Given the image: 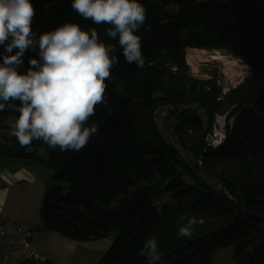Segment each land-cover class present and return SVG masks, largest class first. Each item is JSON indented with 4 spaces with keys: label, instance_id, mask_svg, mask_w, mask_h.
I'll return each mask as SVG.
<instances>
[{
    "label": "trees",
    "instance_id": "trees-1",
    "mask_svg": "<svg viewBox=\"0 0 264 264\" xmlns=\"http://www.w3.org/2000/svg\"><path fill=\"white\" fill-rule=\"evenodd\" d=\"M32 2L34 31L66 21L95 27L119 57L106 81L112 116L96 107L89 123H98L99 135L81 151L51 149L42 141L21 147L11 133L0 141V158L48 164L56 180L68 182L45 188L39 211L45 228L79 242L113 236L98 264H212L215 253L228 247L234 264H264V19L254 21L263 9L258 1L140 0L147 13L137 32L142 68L126 63L118 40L105 34L108 26L79 16L72 0ZM188 49L229 53L251 72L224 93L216 73L189 77ZM33 56L26 51L21 70ZM162 106L168 115L160 131L154 112ZM10 114L18 115L0 112V129L11 128L3 122ZM218 114L233 118V126L213 147L205 135ZM191 216L205 223L191 237L179 236ZM150 238L157 241L158 258L138 254Z\"/></svg>",
    "mask_w": 264,
    "mask_h": 264
},
{
    "label": "clouds",
    "instance_id": "clouds-1",
    "mask_svg": "<svg viewBox=\"0 0 264 264\" xmlns=\"http://www.w3.org/2000/svg\"><path fill=\"white\" fill-rule=\"evenodd\" d=\"M71 8L96 25H107L105 34L118 40L124 61L144 67L141 37L147 13L140 0H72ZM36 9L32 0H0V112L18 113L11 124L21 147L42 141L51 149L79 152L94 135L97 122L89 123L102 105L106 117L112 108L106 98L112 69L119 64L114 47L105 43L95 27L84 29L66 21L53 30H33ZM29 58L21 70L26 51ZM203 218L191 216L178 235L191 237ZM155 238L144 241L139 255L158 258Z\"/></svg>",
    "mask_w": 264,
    "mask_h": 264
},
{
    "label": "rangeland",
    "instance_id": "rangeland-1",
    "mask_svg": "<svg viewBox=\"0 0 264 264\" xmlns=\"http://www.w3.org/2000/svg\"><path fill=\"white\" fill-rule=\"evenodd\" d=\"M257 1L263 9H262V13L254 18V21L261 22L264 19V0H257ZM198 50H203V49H197V50L193 49L194 52H200ZM203 51L208 52L211 56L216 54L218 56H222L223 59L229 62H235L237 59L236 57L226 52L208 51V50H203ZM240 64L241 67L235 68V71H233L229 67V65L225 66L223 61L213 59L212 61H209L204 65H202L203 67H198V69L195 71L194 65L190 63L191 67L189 71V77L198 78V79H212L213 74L216 73L220 78V80L225 82L226 86H231L233 82H238L241 77L247 75L251 69L250 65L244 64L242 60ZM227 92L229 91L226 90V93ZM15 119L16 116L10 114L3 117V122L9 123L11 125L12 123H14ZM203 119L205 120V118ZM228 120L229 118L227 114L216 115L215 120L211 125V129H210L211 131H208L205 135V141H209L213 132L218 129L219 125L226 124ZM5 133L6 135H9V133L12 134V129L11 128H6V130H3V128L0 129V141H2ZM167 136L170 140L172 141L174 140V138L171 135L167 134ZM40 153L43 157H45V152L43 150H41ZM6 158H10V157H6ZM21 161L23 164L30 163L26 159H21ZM5 166H6L5 163L0 164V168ZM39 166L43 169L42 173L47 181L46 184H44V188L37 186L38 184H36L35 186L24 185L25 183H21L20 185H18V189L16 190L17 194L13 196V198L9 197V200L6 203L5 209L7 210V213H13L14 215H19V216L24 215L25 217H28L29 211H33L34 209L37 212L40 211L45 188L47 186L62 185L64 188L67 187V183H68L67 181H58L55 179L54 177L55 170L52 167H50L48 164L47 165L42 164ZM41 181H43V179H41ZM5 187L7 188L10 187L12 192L15 188H17V185L12 186L11 183H5ZM18 218L21 219L20 217ZM39 234L42 235L43 233L41 232ZM60 238L63 239H60L61 241L56 240L55 244H51V248H53L58 255H65L68 257L71 256V261H68L67 259H63V258H58L59 260L54 261L57 264L58 263L64 264V262L66 264H98L113 243L112 240L111 244L107 246L105 241L106 239L79 242L68 237H60ZM111 238L113 239V236ZM43 240L44 239H42L41 241ZM37 250L40 251L38 248ZM233 252L234 251L232 247L219 249L213 257L212 264H234ZM0 253L4 256L5 261H10L8 255L5 252L0 251ZM43 255L45 256V254ZM45 257L49 259L47 256Z\"/></svg>",
    "mask_w": 264,
    "mask_h": 264
},
{
    "label": "crops",
    "instance_id": "crops-1",
    "mask_svg": "<svg viewBox=\"0 0 264 264\" xmlns=\"http://www.w3.org/2000/svg\"><path fill=\"white\" fill-rule=\"evenodd\" d=\"M5 163L6 166L0 168V215L6 221L23 223L32 228H36L38 231V237L34 241L35 246L47 256L52 261L59 260L58 258L67 259L71 261V256L58 255L53 248H51V244H55V241H61L60 237L62 236L56 232L48 230L45 228L44 223L41 220L39 212L35 209L33 211H29V216L25 217L24 215H14L13 213H7L5 209L6 203L9 200V197L13 198L17 194L16 190L18 189V185L21 183H25L24 185L40 186L44 188V184H46V179L42 173L43 169L39 166L43 163L40 162H30L28 164H23L20 158L16 157H2L0 158V164ZM45 165V164H43ZM43 179V181H41ZM5 183H11L12 186L17 185L11 192L10 187H5ZM20 217L21 219H19ZM43 233L40 235L39 233ZM44 239L43 241H41ZM106 245L109 246L112 242L111 237L105 238ZM17 261L10 260L5 261L4 256L0 253V264H16ZM64 264H66L64 262Z\"/></svg>",
    "mask_w": 264,
    "mask_h": 264
},
{
    "label": "built area",
    "instance_id": "built-area-1",
    "mask_svg": "<svg viewBox=\"0 0 264 264\" xmlns=\"http://www.w3.org/2000/svg\"><path fill=\"white\" fill-rule=\"evenodd\" d=\"M240 62L241 60L237 58L235 61L237 65L235 68L241 67ZM250 72L251 69L247 75L241 77L238 82H233L231 86H226L225 82H223L224 93H226V90L229 91L231 87H236L244 80L246 76L250 74ZM189 107H191V105ZM167 115L166 106L159 107L154 112V123L157 129L160 131L166 126L165 120ZM232 126L233 118L229 119L226 124L219 125L218 129L213 132L208 143L213 145V147H217L224 143L228 136V127L232 128ZM169 135L173 136L171 133ZM37 233L38 231L35 228H32L26 224L6 221L4 218H2V216H0V244L3 245L5 250L4 252L8 255L9 259L10 255L13 257L15 256V259L10 260H15L17 262L24 260H30L39 263L46 262L47 258L37 250L34 244V241L38 237Z\"/></svg>",
    "mask_w": 264,
    "mask_h": 264
},
{
    "label": "bare ground",
    "instance_id": "bare-ground-1",
    "mask_svg": "<svg viewBox=\"0 0 264 264\" xmlns=\"http://www.w3.org/2000/svg\"><path fill=\"white\" fill-rule=\"evenodd\" d=\"M200 52H194L192 49H188L187 51V58L188 61L194 65L195 67V71L198 69V67H203L202 65H204L205 63L212 61L213 59H217L219 61H223L224 65L227 66L229 65V67L235 71V67H236V63L235 62H229L225 59H223L222 56H217L216 55H210L208 52L203 51V50H198ZM237 75V73H236Z\"/></svg>",
    "mask_w": 264,
    "mask_h": 264
}]
</instances>
